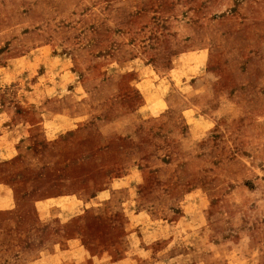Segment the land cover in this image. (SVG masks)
<instances>
[{
  "label": "rangeland",
  "instance_id": "374dc122",
  "mask_svg": "<svg viewBox=\"0 0 264 264\" xmlns=\"http://www.w3.org/2000/svg\"><path fill=\"white\" fill-rule=\"evenodd\" d=\"M0 264H264V0H0Z\"/></svg>",
  "mask_w": 264,
  "mask_h": 264
}]
</instances>
